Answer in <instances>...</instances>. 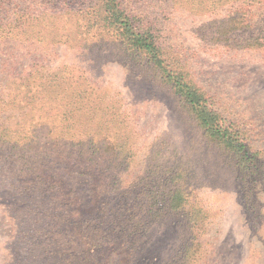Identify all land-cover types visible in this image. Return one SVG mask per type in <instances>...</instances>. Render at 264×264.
<instances>
[{
    "label": "rangeland",
    "instance_id": "1",
    "mask_svg": "<svg viewBox=\"0 0 264 264\" xmlns=\"http://www.w3.org/2000/svg\"><path fill=\"white\" fill-rule=\"evenodd\" d=\"M0 264H264V0H0Z\"/></svg>",
    "mask_w": 264,
    "mask_h": 264
},
{
    "label": "trees",
    "instance_id": "2",
    "mask_svg": "<svg viewBox=\"0 0 264 264\" xmlns=\"http://www.w3.org/2000/svg\"><path fill=\"white\" fill-rule=\"evenodd\" d=\"M107 4L110 5L111 2L107 1ZM121 13H123V11L118 14V17L121 20L119 21L120 27L123 29L125 37L128 38V43L132 47L138 48L140 51H145L154 63L162 67L164 59L161 57V46L157 39H155L154 32L151 28H134L135 25L132 23L130 18L128 16L122 17ZM163 71L165 72L167 79L173 83L176 92L183 96L186 102L191 106V109L194 111L204 131L213 137L223 139L226 144L230 145L238 154L242 156V161H248V150H246V146L238 140L239 138H234L228 127L222 130L221 125H218L217 123L218 114L216 110L212 109V107L206 103L203 95L199 93L192 84H188L182 74H176L173 71H166L164 67ZM67 171L68 174L70 171V175H73V173L78 175L85 174L83 167L80 165L67 167Z\"/></svg>",
    "mask_w": 264,
    "mask_h": 264
}]
</instances>
